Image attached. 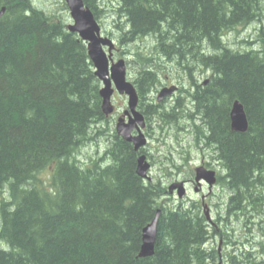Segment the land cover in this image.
I'll return each mask as SVG.
<instances>
[{"label": "trees", "instance_id": "obj_1", "mask_svg": "<svg viewBox=\"0 0 264 264\" xmlns=\"http://www.w3.org/2000/svg\"><path fill=\"white\" fill-rule=\"evenodd\" d=\"M83 3L100 24L101 16L111 17L117 35L106 33L135 58L132 84L153 131L149 137L157 142L154 153L164 159L157 150L164 148L165 160L178 170L171 151L178 160L182 151L165 148L173 145L172 131L200 140L197 146L208 150L225 173L219 181L230 197L223 216L234 213L237 221L254 214L242 236L252 231L260 238L255 244L260 258L264 28L258 51L230 49L223 38L257 22L264 0ZM61 4L66 8L63 0ZM0 7L5 8L0 19V192L10 198L0 201V264H216L215 249H206L213 234L199 202L161 201L164 184L158 180L146 185L137 176L138 154L118 138L100 110L101 85L84 42L33 0H0ZM175 69L176 78L190 87L180 90L183 103L177 99L168 107L156 105L148 95L164 74L174 76ZM191 69L202 70L199 80ZM205 72L209 78L203 85ZM233 100L243 105L248 123L244 133L230 129ZM101 139L106 140L102 155L84 163L76 159L79 148L97 146ZM44 172L48 175L42 185L38 175ZM158 210L153 255L139 257L142 229ZM244 253L240 263L259 264L249 251Z\"/></svg>", "mask_w": 264, "mask_h": 264}, {"label": "rangeland", "instance_id": "obj_2", "mask_svg": "<svg viewBox=\"0 0 264 264\" xmlns=\"http://www.w3.org/2000/svg\"><path fill=\"white\" fill-rule=\"evenodd\" d=\"M33 1H34L35 6L38 9L44 11L49 16L56 17V19L62 20L63 22H65L67 24L70 23V17L68 15V13L66 12V9L63 7V4H61V0H50V1L49 0H33ZM101 7H104L105 10H110L109 5L103 4ZM104 8H102V9H104ZM263 9H264V7H263ZM261 14H262L261 15L262 17L260 16V19H258L257 22L251 23V24L244 26V27L239 26L237 29H234L235 31L233 30V32L226 34L223 38V41H224L223 44L226 45L227 47H229L230 49H233V50L241 49V50L247 51L249 49H255L258 51L260 49V48H258V46L263 47V44H261L262 43L261 41H263V40L260 41V40H257V38H259V36H260L259 31L262 28H264V16H263L264 10ZM100 20H101V27H102L101 32H102V34L108 35L107 33L112 32L111 17L107 18V17L103 16L102 18H100ZM112 33L115 36L117 35L115 33V31H113ZM142 42L138 43V45L141 46ZM257 42H258V44H257ZM143 44H147V42H144ZM120 48L122 50V53L124 54V60L128 64V67H129V69L127 70L128 79L130 81H132L133 77L135 76V71H136V66H137L136 62L134 61L135 58L129 54L130 52H129L128 47H123V48L120 47ZM135 50H137V49H135ZM119 51H120V49L118 47H116L115 50L113 51V57H115V54L117 56H119ZM178 72H179L178 69H175L174 70V76L164 74L165 77L166 76L168 77L165 80V82L168 80V83L166 86L174 84V85H177L180 88V90H182L184 87H186L187 84L182 79L178 80L176 78V74ZM191 73H192L193 78L197 77V79L199 80L200 76L202 74V70L200 69L198 71L196 69H191ZM204 76H205L204 78L207 80L209 78V73L205 72ZM162 87H164V86L161 85L159 88L157 87L158 89L155 93L148 95L149 99H154V103H155V99H156L155 97L157 96L158 91ZM177 93H176V97L172 98L173 99L172 103L175 104V100H177V99L181 103H183L182 97L184 95V92H180V93L177 92ZM115 99H116V105H117V114H120L123 111V107L125 110V99L123 97L119 98V96L118 97L115 96ZM178 113H179V111H178ZM152 124L154 125L155 123H152ZM149 130L150 129L147 130L148 136H152V133H151L152 130L151 131H149ZM109 133H110V131L107 132V135L105 134V136L108 138L110 137ZM172 133H173L172 134V137H173L172 144L173 145L168 144V146H166L165 148H166V150L175 149L177 151H182L181 158H180V160H178L176 158V152L174 150H172V151L170 150L171 153L173 154L174 158L178 161L177 165H180L178 170L176 168H174L173 166H170L169 162H167L165 160L166 158H169V157L167 156V153H166L164 148H162L161 152L158 151L163 156L164 159H160V157L157 155V153H154L155 148L157 146V142L155 143L153 141V139H149L148 146H147L149 148V152L152 154V157H153L151 159V161L153 162V166L151 168L150 177L153 179L154 182L160 180L161 183L164 184L165 188L168 187L169 184H171L172 182H175L176 179L183 180V179L189 178L191 171H192V176H193V174H194L193 171L196 167L195 164L198 162H200V164H201V162L204 160V157H202V154L207 155V152H208V150H204L203 148L200 149L199 148L200 146L199 147L197 146V145L202 144V143H200V140L198 141L195 138H192L191 136L186 135L184 132H177L175 129L172 131ZM177 133H179V134L177 135ZM104 141L106 142L105 139H104ZM104 141H103V139H101L100 141L98 140L97 142H99V144H96L97 146L94 145V146L79 148L78 151L75 153L76 159L79 160L80 162L84 163L89 157H93L97 153L99 155H102L103 154L102 150L104 149V145H103ZM175 142L178 144H181L180 147H177V144ZM157 150H159V148ZM88 153L90 155H87ZM206 158L209 161V163L211 164V166L214 167V169H216L218 171L221 170V171H219L218 175L219 174H225L224 171L220 167L219 168L215 167V160L211 155H207ZM47 175H48V172H44V173L38 175V183H41L42 185L45 184L44 181H45V177ZM220 185L222 186L221 183H220ZM190 187H191L190 191L187 189V192L188 191L189 192L186 194V197H188L189 199H186L183 202L186 205L191 203V201H198L199 200V195L195 194L193 192L192 186H190ZM222 189L224 190V194L222 195V193H221L219 195V196H221V198L219 199V201H218L219 203L216 205V208H213L212 213L208 210L206 211L208 218L212 219V222L216 225V230H214V232L212 231L214 238L212 237V239L209 243L210 246L213 244V247L215 249V252L217 255L216 264H231L229 258H232V262H234L235 264H242V263H240V261L242 259V256H244V251L247 252L249 250H250L249 251L250 257L255 256L257 259L256 261L259 262V264L263 263L264 262V255H262L260 258L258 256H256L257 253L259 252L258 249H253L252 246H249L244 241L241 243V245L239 247L240 250H238V252H236L237 246L235 247V245H237L236 242L240 236L243 238L241 233L244 232L243 228L245 226V223H248L250 220L252 222L255 218H254V214H251V215L246 214V216L243 215V216H241V218L239 220L237 219V221H236L235 218L232 216L233 214L231 216H223V213H222L223 209L222 208L224 207V204L229 200L230 194L224 185L222 186ZM213 191H216V190H213ZM3 198H4V200L10 199L9 196H7V194H6V191L0 192V201ZM164 200H165V197H163L161 199V201H164ZM208 200H209V197L207 195L206 201H208ZM217 209H218V211H217ZM211 214L214 217H212ZM224 217H225V219H224ZM240 230H242V231H240ZM251 233H253V232L251 231ZM251 233L248 235L249 237H246V238H252L253 241L257 239V241L259 242L260 238L255 237L254 233L251 235ZM224 235H226V237ZM212 241H214V242L212 243ZM216 241H217V244H216ZM263 245H264V242H263ZM234 248L236 251L234 250ZM218 250L221 254L220 258L217 254ZM237 255H238V257L235 258V256H237Z\"/></svg>", "mask_w": 264, "mask_h": 264}, {"label": "water", "instance_id": "obj_3", "mask_svg": "<svg viewBox=\"0 0 264 264\" xmlns=\"http://www.w3.org/2000/svg\"><path fill=\"white\" fill-rule=\"evenodd\" d=\"M68 7L70 17L73 21V25L69 27L71 32L77 33L79 38L87 43V54L89 60L94 67V76L103 85V88L99 92V97L101 98V111L104 114H109L111 112L110 97L114 89L119 94H125L128 96V106L131 110L134 119L130 120L127 124L120 121L116 126L117 134L126 142L132 143L134 149H138L143 146L144 141L142 136L132 138L129 134L133 129H137L136 124L143 127V121L140 115L134 112V107L136 105V95L132 86L125 82L124 80V62L118 61L116 64L112 65L110 68L108 66V59L106 54L101 49L102 46H109L111 49L112 44L107 38L99 37V27L93 18L91 11L84 7L82 0H65ZM4 9H0V17L2 16ZM230 126L231 130L237 132H245L247 129L246 116L242 105L235 101L232 104L231 110L229 112ZM142 159L138 161L137 174L144 177V171L147 166H141ZM202 175L204 179L210 180L211 175L204 172H199L198 176ZM181 195V192L178 193ZM142 241L141 248L142 252L140 256L145 257L151 255V250L149 247L152 246L155 236V229L153 226H146L142 229Z\"/></svg>", "mask_w": 264, "mask_h": 264}, {"label": "bare ground", "instance_id": "obj_4", "mask_svg": "<svg viewBox=\"0 0 264 264\" xmlns=\"http://www.w3.org/2000/svg\"><path fill=\"white\" fill-rule=\"evenodd\" d=\"M66 4V3H65ZM66 8H67V5H66ZM101 18H102V16H101ZM116 25V24H115ZM235 31V30H234ZM228 32V31H227ZM231 32H233V31H231ZM78 37V36H77ZM110 37V36H109ZM113 41H115L116 42V39L114 38V37H110ZM116 44H117V42H116ZM134 54V53H133ZM137 59H139V57L137 58ZM140 61V60H139ZM142 61V60H141ZM137 75V74H136ZM127 77H128V75H127ZM138 77V76H137ZM166 78H168L167 76L165 77L164 75H163V77H162V79L160 80V83H161V85H162V83L163 82H165V80H166ZM172 78V77H171ZM171 80V79H170ZM208 80V79H207ZM207 80L205 79V81L203 82V83H206L207 82ZM131 82V84H132V81H130ZM158 82H159V80H158ZM160 83H159V85H158V88L161 86L160 85ZM175 83V82H174ZM100 85H101V88H100V90L103 88V85H102V83H100ZM133 85V84H132ZM158 88H156V90L154 91V92H152V93H155L156 91H157V89ZM190 87H189V85H186V87H184L183 89L184 90H187V89H189ZM172 91H174V92H179L180 93V88L177 86V85H174V84H171L170 86H164V87H162L159 91H158V94H157V96L155 97L156 99H155V104L156 105H159V104H162V105H164V103L162 102L163 101V99L164 98H170V96H171V94H172ZM100 92V91H99ZM151 93V94H152ZM113 94H118V92L114 89V91H113ZM175 96V95H174ZM173 102V99L171 98V101H170V103L168 104V105H165L166 107H168L171 103ZM103 114V113H102ZM231 124V122H230V117H229V125ZM149 128H148V123H147V130H148ZM230 129H231V126H230ZM231 131H233V130H231ZM115 132V131H114ZM236 132V131H235ZM115 134H116V132H115ZM117 135V134H116ZM132 138H136L137 136H136V130H133L132 131V133H130L129 134ZM143 146L144 147H147L148 146V142H146V143H144L143 144ZM206 156V155H205ZM184 161V160H183ZM215 167H218L216 164H215ZM176 171V170H175ZM209 172V169L207 170V168H202L199 172ZM215 171H218V170H216L215 169ZM217 175H218V172H217ZM221 175V174H220ZM138 176V175H137ZM190 176H192V174H190ZM195 181H196V183L198 184V183H201V181H203V177H202V175H200V176H198V174L195 176ZM204 182V181H203ZM174 184V182H172L171 184H169V186H171V185H173ZM164 186V185H163ZM180 186V189L181 188H185L186 190L188 189L189 190V188H186V186L184 185V184H180L179 185ZM189 192V191H188ZM187 192V193H188ZM186 196V195H185ZM166 199H169V198H166L165 197V200ZM198 201H191V203H197ZM168 203V202H167ZM163 204V203H162ZM172 205V204H171ZM170 205V206H171ZM194 205V204H193ZM159 206H160V204H159ZM169 206V205H168ZM164 207H165V205H164ZM166 208V207H165ZM172 208V207H171ZM189 208V207H188ZM163 209V208H162ZM174 209V208H173ZM197 209V208H196ZM166 210V209H165ZM171 210V209H170ZM194 211V210H193ZM202 211H203V209H202ZM217 211H218V209H217ZM159 210L156 212V215H155V217H154V219L149 223V224H147L146 226H153L154 227V229H155V236H154V241H153V243H152V246L151 247H149V249L151 250V255H149V256H145V257H142V256H140V254H141V252H142V248L140 247V252H139V257H142V258H146V257H150V256H152L153 255V251H154V244H155V240H156V228H157V221H158V216H159ZM232 213V212H231ZM204 214V213H203ZM234 214V213H233ZM191 215H192V213H191ZM206 216H208L207 214H205ZM204 215V216H205ZM229 216V215H228ZM231 216V215H230ZM195 218V217H194ZM230 218V217H229ZM196 219V218H195ZM205 219H206V222L208 221V220H210V222H212V219H210V218H206L205 217ZM208 219V220H207ZM198 220H199V218H198ZM209 222V221H208ZM207 222V223H208ZM230 223V222H229ZM258 226V225H257ZM245 228V227H244ZM245 230V229H244ZM240 231H242V230H240ZM247 232V231H246ZM243 233V232H242ZM246 234H248V232L246 233ZM251 234H253V233H251ZM256 234H254V236H255ZM246 236H248V235H246ZM253 236V237H254ZM249 237V236H248ZM256 237V236H255ZM245 238V237H244ZM244 244V243H243ZM245 245V244H244ZM230 246V245H229ZM233 246V245H232ZM237 245H235V247H236ZM231 247V246H230ZM237 248V247H236ZM246 248V247H245ZM252 248V247H251ZM240 249V248H239ZM254 249V248H253ZM234 250H235V248H234ZM236 251V250H235ZM240 253V252H239ZM237 254V253H236ZM235 254V255H236ZM245 254V253H244ZM247 254V253H246ZM230 257V256H229ZM237 257V256H236ZM243 257V256H242ZM245 257V256H244ZM240 258V257H239ZM241 259V258H240ZM228 260V259H227ZM237 260V259H236ZM239 260V259H238ZM243 260V259H242ZM245 261V260H244ZM228 262V261H227ZM231 262V261H230ZM239 262V261H238ZM242 263V262H241Z\"/></svg>", "mask_w": 264, "mask_h": 264}, {"label": "flooded vegetation", "instance_id": "obj_5", "mask_svg": "<svg viewBox=\"0 0 264 264\" xmlns=\"http://www.w3.org/2000/svg\"><path fill=\"white\" fill-rule=\"evenodd\" d=\"M167 83H168V80L166 81V82H163L162 83V86H165L166 87V85H167ZM168 86H170V85H168ZM114 95H116V94H114ZM170 98H164L163 99V103H164V105H168L169 103H170V101H171V99L169 100ZM208 170V169H207ZM210 171V170H209ZM219 171H221V170H219ZM219 171H215L216 173L218 172L219 173ZM223 175H218V177L220 178V177H222ZM190 177H192V176H190ZM201 183H204L203 181H201ZM201 183H198V185L199 184H201ZM185 186H186V188H188L189 186L188 185H186V184H184ZM213 190H216V191H213ZM211 192H210V194H207L208 195V197H209V200L208 201H206V203H207V206H208V211H210L211 213L213 212V208H216V205L219 203L218 201H219V199L221 198V196H219L221 193H222V195L224 194V190L222 189V186L220 185V181H219V183H218V185L216 186V188L215 189H213ZM206 195V196H207ZM216 213V212H215ZM211 216L212 217H214L212 214H211ZM208 220V219H207ZM209 221V222H208ZM207 222V225H208V229L212 232H214V230H216V225L213 223V222H210V220H208ZM213 232H212V234H213ZM243 236H245V233H241ZM240 236V235H239ZM214 238V237H213ZM211 239L212 238H209V240L207 241V243H206V249L208 250V251H211V250H214V247H213V244L210 246L209 245V243H210V241H211ZM246 242L249 246H252L254 249H257L256 248V246H255V242H256V240H252V238H242L241 236L238 238V240H237V251L236 252H238V250H240L239 249V247H240V245H241V243L242 242ZM214 241H212V243H213ZM251 249V248H250ZM250 251V250H249ZM219 253V254H218ZM217 254H218V256H219V258H220V256H221V254H220V252H219V250L217 251Z\"/></svg>", "mask_w": 264, "mask_h": 264}]
</instances>
